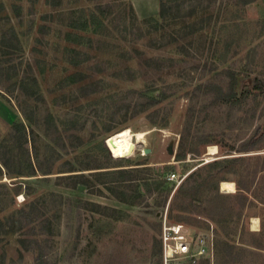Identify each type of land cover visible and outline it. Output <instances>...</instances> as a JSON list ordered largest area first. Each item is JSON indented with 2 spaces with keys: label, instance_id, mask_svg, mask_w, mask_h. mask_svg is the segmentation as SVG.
Segmentation results:
<instances>
[{
  "label": "rangeland",
  "instance_id": "374dc122",
  "mask_svg": "<svg viewBox=\"0 0 264 264\" xmlns=\"http://www.w3.org/2000/svg\"><path fill=\"white\" fill-rule=\"evenodd\" d=\"M168 2L162 19L159 0H0V39L17 36L0 45V153L14 167L0 163V264L40 253L48 264H165L166 223L195 235L210 222L214 249L173 264H264L250 245L264 246V234L249 228L252 216L264 224V0ZM124 128L148 131L145 142L112 147ZM222 180L252 188L241 217ZM218 204L234 207L219 216L223 232L198 216ZM22 208L34 221L12 231ZM35 237L40 246L20 242Z\"/></svg>",
  "mask_w": 264,
  "mask_h": 264
},
{
  "label": "trees",
  "instance_id": "16d2710c",
  "mask_svg": "<svg viewBox=\"0 0 264 264\" xmlns=\"http://www.w3.org/2000/svg\"><path fill=\"white\" fill-rule=\"evenodd\" d=\"M159 1H160L159 14H160V17L162 19H165V18H167V16L170 13V10H171L170 7L171 6L169 5V2L167 3V0H159ZM149 20H152L153 22L159 23V21L158 20L156 21V18H153V17H151ZM14 37L17 38L15 31H13V35L10 38L8 37V35L3 36V38L0 39V45H5V44H7V42H12L14 40ZM235 92H236V82H235V77H234V80L231 82L228 92L227 93L224 92V96L226 98H232L235 95ZM163 99H165V96H161L158 99L155 97H152L151 98V100H152L151 104L157 103ZM26 129H27V126L23 121H17L13 124L14 133L12 135V139H13V142L19 143V147L21 149H23V146H24L22 140L24 138L26 140ZM260 133H261V128H259L257 130V132L254 134V136H252L251 139L244 145V147L241 149V151H247V150L254 148L262 138V135L259 136ZM16 146L17 145H13V146L11 145L10 146L11 152L16 148ZM20 153H22V152H20ZM235 159H238V158H233L231 161L229 160L230 163H233L235 161ZM0 163L6 168H10V169L14 168L13 165H11L7 161H5V159H4V157H2L1 153H0ZM219 164H220V162L216 160V161L209 163V166L213 167V170H215V168H217ZM0 168H1V166H0ZM17 171L20 173H26L27 172L21 167L17 168ZM34 172L35 171L32 168L31 171H29L28 173L33 174ZM220 172L221 171L218 170V174ZM75 176H78V174H76ZM216 176H217L216 172L212 171L203 179V181L206 184L211 179L215 178ZM205 184L199 183L198 187H203ZM21 186H22V184H18L15 187V194L16 195L21 192ZM237 186H238V194L235 195V199L237 200V203L239 204L240 212L238 215L241 217L243 215L245 207L247 206V203L249 200V193L252 194V191H251L252 188L250 187V185H245L242 182L237 183ZM220 197H222V196H220ZM186 208H187L189 213L193 214V213H195V211L198 207L192 205V203H191L190 206L189 207L187 206ZM233 208L234 207H224L223 205L218 204L215 208L203 209L201 211V214H198V216L205 217V218L209 219L210 221L215 222L219 226V223L221 222L219 219V216L230 214L231 211L233 210ZM18 213H19V215H18L19 221H16L13 217L9 222L10 223V229L12 231H14V230L16 231L17 229L21 230L23 228L22 223L24 221H29V222L34 221L33 208H31L30 210H27L26 208H22V209H20V211ZM180 220H182V218H180ZM6 226H7V224H5L3 221L0 220V229H3V227L5 228ZM219 228L223 232L221 226H219ZM225 236L229 239V237L227 235H225ZM34 239L35 240H33V241H31V240L25 241V239H21L20 242L24 243V246L27 249L32 247L31 244H33L34 246H35V244H37V246H40L39 239L37 237H35ZM27 242H28V244L26 245L25 243H27ZM241 243L245 244L246 242L241 241ZM246 244H249V243H246ZM219 245H222V247L226 248L227 251L236 250L234 247H232L231 245H228L226 243L220 242ZM250 245L257 248V249L264 250V246L261 245L260 243L255 242V243H251ZM230 261H233V260L230 259ZM35 264H48V263L44 259V255L42 253H40L36 259Z\"/></svg>",
  "mask_w": 264,
  "mask_h": 264
},
{
  "label": "built area",
  "instance_id": "2783aa9c",
  "mask_svg": "<svg viewBox=\"0 0 264 264\" xmlns=\"http://www.w3.org/2000/svg\"><path fill=\"white\" fill-rule=\"evenodd\" d=\"M177 178V174H172L169 180L174 181ZM210 224L211 231L209 233L195 232V235H191L188 234L189 230L184 224L166 223L163 230V255L165 264H173L180 256H187L191 262H196V258L206 257L214 249L215 226L211 222ZM187 238H190L191 241H187Z\"/></svg>",
  "mask_w": 264,
  "mask_h": 264
},
{
  "label": "bare ground",
  "instance_id": "6f19581e",
  "mask_svg": "<svg viewBox=\"0 0 264 264\" xmlns=\"http://www.w3.org/2000/svg\"><path fill=\"white\" fill-rule=\"evenodd\" d=\"M147 134L148 131H133L129 128H124L111 135V137L109 138V142L115 149H119L122 151H131L134 150L139 143L145 142ZM216 153L217 147L210 146L207 155L210 156ZM236 185L237 184H235V182L233 181L223 180L220 183V189L225 193H235L238 191ZM252 222V228L254 230L258 229L259 219L254 218ZM187 241H191V239L187 238Z\"/></svg>",
  "mask_w": 264,
  "mask_h": 264
},
{
  "label": "crops",
  "instance_id": "0c3cea01",
  "mask_svg": "<svg viewBox=\"0 0 264 264\" xmlns=\"http://www.w3.org/2000/svg\"><path fill=\"white\" fill-rule=\"evenodd\" d=\"M254 218H258L259 219V227L256 230H254L252 228V223H253L252 220ZM249 228H250L251 232L254 233V234H261V235L264 234V224L262 222V219L259 216H252V217H250V220H249Z\"/></svg>",
  "mask_w": 264,
  "mask_h": 264
},
{
  "label": "water",
  "instance_id": "95a60500",
  "mask_svg": "<svg viewBox=\"0 0 264 264\" xmlns=\"http://www.w3.org/2000/svg\"><path fill=\"white\" fill-rule=\"evenodd\" d=\"M170 153H173V149L172 148L170 149Z\"/></svg>",
  "mask_w": 264,
  "mask_h": 264
}]
</instances>
